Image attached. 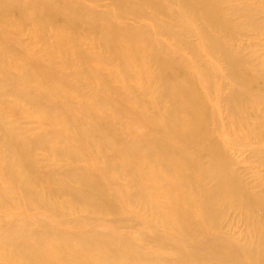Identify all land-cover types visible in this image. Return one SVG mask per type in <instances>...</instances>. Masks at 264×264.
<instances>
[{
  "label": "bare ground",
  "instance_id": "6f19581e",
  "mask_svg": "<svg viewBox=\"0 0 264 264\" xmlns=\"http://www.w3.org/2000/svg\"><path fill=\"white\" fill-rule=\"evenodd\" d=\"M89 1L0 0L1 55L23 61L13 92L48 125L45 142L20 138L15 127L3 125L7 153L0 156V174L10 182L0 183V264H264V218L254 216L264 212V182L242 179L225 147L221 98L213 102L211 96L220 74L214 54L230 66L233 120L242 118L241 107L251 112L264 103V94H257L264 81L253 70L242 80L235 47L214 35L231 24L220 0H111L104 7L101 0ZM167 1L191 11L198 25L186 18L189 29L181 30L161 21L155 32L176 34L183 43L191 34L207 41L214 64L208 72L189 58L176 59L138 20L149 10L166 16ZM128 15L133 23L123 20ZM15 18L26 28L27 18L37 22L32 30L50 59L67 53L84 62L88 82L97 84L95 95L83 94L67 78L69 70L79 78L83 71L55 70L41 61L12 30ZM84 33L111 49L110 58L86 47ZM105 58L122 65L105 71ZM150 62L159 67L156 89L148 86L156 79ZM0 63V70L8 69ZM261 128L250 131L260 141L249 147L264 161ZM47 159L58 166L45 167ZM233 206L246 207V219L258 220L248 240L223 227Z\"/></svg>",
  "mask_w": 264,
  "mask_h": 264
},
{
  "label": "rangeland",
  "instance_id": "374dc122",
  "mask_svg": "<svg viewBox=\"0 0 264 264\" xmlns=\"http://www.w3.org/2000/svg\"><path fill=\"white\" fill-rule=\"evenodd\" d=\"M80 1L85 5L91 4V1L89 0ZM110 2L111 0H101L100 7H104V5H108ZM220 3V7L226 16V20L231 24L230 26L228 25V27H226V30L213 31L214 35L217 38L219 36L230 40L232 43L231 46L233 48L235 47V50L241 57L240 60L242 62V65L240 67L238 66L237 75L240 76L242 80L245 79V72L251 76V72L253 70V72H256L261 80L264 81V33H261V29L264 32V9L261 6L262 1L220 0ZM84 4L82 5L85 6ZM165 4L166 8L164 9V12H168L166 16L156 14L158 18L157 19L151 14V11L149 10V15L140 16L138 20L145 23L149 29L153 30L155 39L160 41V43L162 41L166 43V46L176 59L179 60L181 58H189L193 62L195 68L199 66V68L205 72H208L211 70V68H213L214 64L209 62L212 57L209 55L210 53L208 51L207 41L203 40L197 34H188L189 36L186 38V41L188 42L183 43V41H181V39L176 34H165L160 32L158 29L155 32L154 28H158L159 25L163 26L164 24H169L173 27L180 28L181 30L189 29L188 26H186L188 25L186 23V18L194 19L196 21V25H198V21L195 19V16L191 11L185 10V12H183L182 6L178 3L168 4L167 1ZM152 12H155V10L152 9ZM132 17L133 16L125 17L123 20L126 23L128 21L133 23L134 20ZM27 19L28 24L26 25V28L24 25L21 26L18 18H15V21L18 24L14 23L12 30L17 33L20 38H22L27 47L31 48V50L36 53L39 59L46 65H49V67L55 70L66 68L68 71L69 66L83 71L81 77L79 78L75 75V72L69 70L67 78L69 77L72 82H78L80 84L79 90L81 91L82 89L83 94L93 97L97 92V84H90L88 82L91 77H89L88 73L85 71V63L79 61L77 58H73L71 55V58H67L69 56L67 53L62 54L55 59H50L49 54L47 53L48 51L46 44L43 41L41 42L38 37H35V32L32 30L34 26L37 25V22H35L33 18ZM161 21H165V23L160 24ZM120 22L122 23V21ZM199 24L201 27L200 21ZM93 34L94 33H84V35L81 36V40L83 41L84 45L96 51H101L104 53L105 57L110 58L112 55V50L105 47L102 43L93 42ZM214 56L215 58L212 60H214L216 66H218L220 74L214 75L215 89L211 96L212 98H221L218 107L220 109L225 128L228 132L225 141V147L238 161L239 174L242 179L251 183L264 182V161L258 159L251 150V147H249V144L253 143L255 139H257L256 137L251 138L252 135H250V131L255 128H261L258 123L263 119V111L261 110H264V103H258V105L252 109L251 112H247L243 109V107H241L238 113H243L242 118L241 115L237 114L235 115L236 118L233 120V116L231 117V113L229 112L230 107L228 103L231 95L230 82L232 80L230 76V66L224 55L221 53H215ZM242 58L244 60H242ZM68 61L75 66L70 65ZM0 62L6 63L8 65L7 70H0V79L7 80V85L0 86V156L2 157L7 153V143L5 141V136L3 135L2 129L4 127L3 125H7V122L9 126H13L16 128V130H18L17 134L20 138L27 136L25 140H28L29 137L34 139L42 137L43 142L48 140V135H45L46 127L48 125L42 121L40 114L34 110V107L25 98L20 97L18 93L13 92V90H17L16 88L20 83V75L23 70V66H21V64L23 61L18 56L14 55L2 56L0 52ZM103 63H105V71H109L122 65V63L118 61H110L107 58H105ZM148 66L151 74H156L154 75L156 79L153 82H151L153 79H150L151 83H149L148 86L150 85L152 88L156 89L158 88L160 81V78L158 77L159 67L155 63L151 62L148 64ZM45 70L47 71L48 68ZM143 76V74L141 76L139 71L137 72L138 79L140 77L142 78ZM118 77L121 78V75L118 74ZM203 77L204 75H202L201 78ZM219 80L221 81V86H218ZM93 81L96 82L94 79ZM236 81L239 82L238 79H236ZM244 81L247 80L245 79ZM65 89L67 92L71 91L70 87H65ZM141 93L143 98H148V94L145 91H141ZM257 94H264V83L261 85L260 91H257ZM1 95L3 96L1 97ZM216 98H214L213 102L217 100ZM212 126H214L213 123L210 125V128H214ZM117 127L121 128L120 123H117ZM237 127L240 130L238 133L235 132ZM261 129H264V126ZM257 140L260 141V139ZM46 152L47 151H43V153ZM37 156H39V158L45 157L40 152L37 153ZM99 160L95 159L96 164H99ZM102 162L103 161H101V164ZM44 166L55 167L58 165L53 163L52 159H47ZM45 167H43L42 170L46 169ZM0 178V183H4L6 185L10 182L9 177H1L0 174ZM259 185L261 187V184ZM250 188H253V186H250ZM262 188L263 186L261 189ZM64 196L68 198L66 195ZM71 199H74V197H71ZM228 211L229 214L223 221V227L230 234L241 239L247 238L248 240L252 235V231H250L252 225L258 221L256 218L259 220L264 218V212H260V214L254 215L256 217L255 220L250 218L246 219V207L239 209L233 206L229 208ZM255 224L258 225L259 223ZM260 229L264 230V222L261 224Z\"/></svg>",
  "mask_w": 264,
  "mask_h": 264
}]
</instances>
